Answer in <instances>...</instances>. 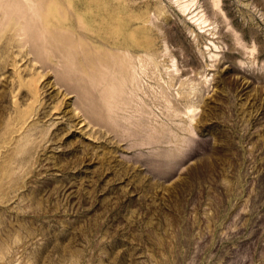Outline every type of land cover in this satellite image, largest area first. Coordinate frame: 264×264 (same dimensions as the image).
Segmentation results:
<instances>
[{"label": "rangeland", "instance_id": "rangeland-1", "mask_svg": "<svg viewBox=\"0 0 264 264\" xmlns=\"http://www.w3.org/2000/svg\"><path fill=\"white\" fill-rule=\"evenodd\" d=\"M213 1L0 0V264H264V0Z\"/></svg>", "mask_w": 264, "mask_h": 264}, {"label": "bare ground", "instance_id": "bare-ground-1", "mask_svg": "<svg viewBox=\"0 0 264 264\" xmlns=\"http://www.w3.org/2000/svg\"><path fill=\"white\" fill-rule=\"evenodd\" d=\"M181 3H182V10H184L185 12L187 11V10H189V9H191L192 8V6L194 5L193 3H194V0H179ZM217 0H215V2H216ZM214 1H213V3H215ZM30 3V2H29ZM217 3V2H216ZM215 3V5H218V4H216ZM218 3H219V0H218ZM8 5V4H7ZM19 5V4H18ZM215 5H214V7H215ZM11 7V6H10ZM17 7V6H16ZM35 7V6H34ZM181 7V6H180ZM218 7V6H217ZM23 8V7H22ZM78 9V8H77ZM218 10H219V8H218ZM30 12V11H29ZM18 13V12H17ZM184 13V12H183ZM23 14V13H22ZM31 17V16H30ZM204 17V16H203ZM22 19V18H21ZM31 20V19H30ZM25 22V21H24ZM197 22H198V24H199V28L200 29H203V27L202 26H204L205 24H206V22H207V20L205 19V18H202V17H199L198 18V20H197ZM28 24V23H27ZM83 28V27H82ZM30 29V28H29ZM33 30V29H32ZM26 32V31H25ZM139 57V56H138ZM62 58V57H61ZM75 65V64H74ZM109 75V74H108ZM91 80V79H90ZM86 82V81H85ZM218 85V84H217ZM214 89V88H213ZM103 97H104V95H103ZM119 98V97H118ZM120 99V98H119ZM125 105V104H124ZM187 109V108H186ZM194 109V108H193ZM70 110V109H69ZM115 113V112H114ZM191 119V118H190ZM193 120V119H192ZM79 123V122H78Z\"/></svg>", "mask_w": 264, "mask_h": 264}]
</instances>
